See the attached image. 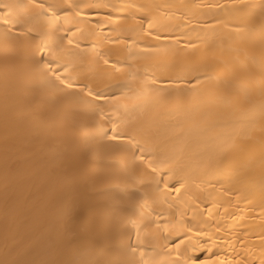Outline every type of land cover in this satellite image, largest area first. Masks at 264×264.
<instances>
[{"label": "bare ground", "instance_id": "bare-ground-1", "mask_svg": "<svg viewBox=\"0 0 264 264\" xmlns=\"http://www.w3.org/2000/svg\"><path fill=\"white\" fill-rule=\"evenodd\" d=\"M0 264H264V0H0Z\"/></svg>", "mask_w": 264, "mask_h": 264}]
</instances>
